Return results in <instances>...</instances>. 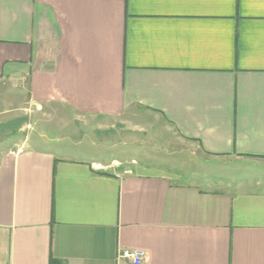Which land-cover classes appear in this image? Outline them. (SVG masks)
<instances>
[{
    "label": "crops",
    "instance_id": "1",
    "mask_svg": "<svg viewBox=\"0 0 264 264\" xmlns=\"http://www.w3.org/2000/svg\"><path fill=\"white\" fill-rule=\"evenodd\" d=\"M127 250L264 264V0H0V264Z\"/></svg>",
    "mask_w": 264,
    "mask_h": 264
},
{
    "label": "rangeland",
    "instance_id": "2",
    "mask_svg": "<svg viewBox=\"0 0 264 264\" xmlns=\"http://www.w3.org/2000/svg\"><path fill=\"white\" fill-rule=\"evenodd\" d=\"M57 125V124H56ZM102 124L99 123H87L85 125H79V134L81 138L88 140L84 145L86 151L93 152L90 142L103 144L108 143L110 146H117L116 151L111 154L116 153L118 158H122V161H125L123 157L130 156V147L123 146L124 144H130L133 142V139L130 136L131 132L128 127L123 122H117L116 124ZM50 137H53L56 142L59 144H71V138L69 137L71 130H64L62 126H54L49 129ZM138 140H141L140 136L136 137ZM7 147V146H5ZM120 156V157H119ZM188 167L191 169H200L203 173L212 176L216 172H219L221 169L218 166L212 165L213 162L205 161H190L187 162Z\"/></svg>",
    "mask_w": 264,
    "mask_h": 264
},
{
    "label": "built area",
    "instance_id": "3",
    "mask_svg": "<svg viewBox=\"0 0 264 264\" xmlns=\"http://www.w3.org/2000/svg\"><path fill=\"white\" fill-rule=\"evenodd\" d=\"M122 258L129 260L132 264H142L145 253L142 251H124L121 254Z\"/></svg>",
    "mask_w": 264,
    "mask_h": 264
}]
</instances>
